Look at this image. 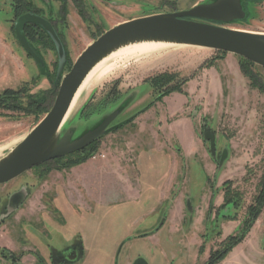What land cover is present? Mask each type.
I'll use <instances>...</instances> for the list:
<instances>
[{"label":"rangeland","instance_id":"obj_1","mask_svg":"<svg viewBox=\"0 0 264 264\" xmlns=\"http://www.w3.org/2000/svg\"><path fill=\"white\" fill-rule=\"evenodd\" d=\"M34 1L44 14L57 11L59 5L55 1ZM203 1L83 0L80 6L84 16L68 1L69 13L59 29L69 61L59 78L57 56L47 41L32 33L31 43L44 61L39 65L15 39L10 10L0 11V32L24 68L18 69L13 61L7 64L0 76V93L8 88L24 89L19 102L25 107L0 108V146L15 145L46 114L63 74L100 33L131 18L185 10ZM246 9L249 15L243 22L225 26L264 33V0H247ZM253 69L264 78L263 68L256 65ZM161 74L174 75L172 83L182 84L178 90L152 102L148 109L155 114L151 116L145 110L150 116L132 120L113 132L117 134L105 135L84 152L92 151L85 161L94 159L93 156L103 160L112 154L131 157L138 173L131 181L139 189L138 200L127 201L125 180L105 178L94 181L95 192L103 187L104 193L107 187L113 203L96 206L86 199L83 207L73 206L61 194H54L51 178H46L50 195L45 194L36 205L31 224H19L20 215L14 214L19 203L7 209L0 206V248L9 246L15 254H28L33 249L48 261L51 247L61 249L63 241L68 244L79 239L82 256L75 264H128L138 256L147 257L149 264H205L213 252L226 247L230 236L244 231L248 207L264 173V93L243 74L237 55L172 45L129 59L79 99L66 123L83 122L77 135L89 125L81 119L85 105L86 112L93 107V120L129 92L140 89L141 100L115 122L122 120L158 94L160 90L149 81ZM184 79L187 80L183 82ZM189 80L194 82L187 85ZM48 89H52L51 94ZM29 96L41 101V107L30 111L26 102ZM144 123L147 129L138 132L131 145L130 138ZM73 155L77 158L83 154ZM72 167L59 171L67 173ZM33 171L0 185L2 199L9 187L30 180L27 175ZM44 182L36 183L34 188L44 189ZM233 191L239 198L234 205L227 194ZM263 212L264 206L243 238L217 264H264ZM16 238L26 243L10 245ZM30 253L25 257L26 264L34 257ZM0 264L12 263L0 260Z\"/></svg>","mask_w":264,"mask_h":264},{"label":"water","instance_id":"obj_2","mask_svg":"<svg viewBox=\"0 0 264 264\" xmlns=\"http://www.w3.org/2000/svg\"><path fill=\"white\" fill-rule=\"evenodd\" d=\"M246 5L247 0H205L189 9L131 18L106 29L85 47L69 71L63 74L54 102L46 114L19 142L2 151L0 185L34 166L85 148L133 120L155 101L156 96L115 122L121 113L141 100L140 89L131 91L119 102L95 115V119L86 120L84 124L89 125L77 135L83 122L78 120L67 124L64 121L71 101L89 71L120 48L147 42L193 46L234 54L264 68V33L225 26L243 22L248 15ZM26 23L42 26L55 40L59 56H63L62 44L51 24L33 13L22 14L14 22L15 36L28 54L40 61L24 34ZM62 60L57 68L58 74L62 70Z\"/></svg>","mask_w":264,"mask_h":264},{"label":"crops","instance_id":"obj_3","mask_svg":"<svg viewBox=\"0 0 264 264\" xmlns=\"http://www.w3.org/2000/svg\"><path fill=\"white\" fill-rule=\"evenodd\" d=\"M0 11L6 13L4 12L1 2H0ZM10 61H13V63L16 64V67L18 69L20 70L24 69L20 57L12 51L11 46L9 45V43H7V40L5 39V37H3V35L0 32V76L4 73V68L7 66V64ZM192 82L194 81L189 80L187 82V85L192 84ZM144 111L139 113L134 119H140L141 117L143 118L145 115H147L146 113H144ZM148 111L150 112L149 114L151 116L155 114L153 113L154 111L153 109L150 110L148 109ZM156 112L158 113L157 110ZM146 129H147V123L140 124L138 126V130L135 133H133L132 137L130 138L131 141L129 142L131 143V145L135 141L134 137H136L138 132L140 133V131L142 132L145 131ZM151 129L152 128H150V131L154 132ZM113 132H111V135L114 136L115 134H117ZM156 137H159V135H156ZM125 159L126 162L123 163V160ZM131 159H132L131 157L122 158L119 157L118 155L112 154L110 157L103 160L101 159L99 160V158H94V159L90 158V160H87L85 162L73 166L70 172L66 173L65 171H63L66 174L60 172L59 170L53 169L50 172H48V174H46L44 178H40L38 174L32 173L28 175V178L30 180L23 182V184L25 183V187L21 190L23 193L19 200V206L18 207L16 206L17 208L14 209L15 210L14 214L20 215L18 221L31 220L30 216H32V213L36 205L41 202V199L45 194L50 195V193H48L50 187L47 186L48 180H46V178L49 177L51 178V185H53L51 190H54V194H56V196L61 194L65 202H67V204L69 205L83 207L84 204L86 203L85 201L86 199H88L89 201L91 199L93 201V204H95L96 206H107L113 203L114 201L109 199V196H112L111 194L112 192L107 187H105L104 193H103V187L99 191L95 192L94 181L96 179L102 180L105 178L108 179L115 178L117 180H125L126 184L128 185V187L124 188L127 190L126 191L127 201H137L139 195V189H135L131 181H133L138 177V173L136 168H133V162H131ZM78 168H81L80 173H77ZM44 180L45 182L42 185L40 184L41 186L43 185L45 186L44 189L42 187L40 188V190L37 187L34 188L36 183L38 182L42 183ZM57 200L58 199H56V202ZM58 206L59 205H56L54 207H58ZM262 216H264V212ZM257 221L259 223L260 219H258ZM261 230H264V225ZM127 239L129 240L131 238L129 237ZM142 258L145 260V262L141 261L139 264H149V260L147 259V257L142 256ZM135 259H133V261ZM128 264H132V262Z\"/></svg>","mask_w":264,"mask_h":264},{"label":"flooded vegetation","instance_id":"obj_4","mask_svg":"<svg viewBox=\"0 0 264 264\" xmlns=\"http://www.w3.org/2000/svg\"><path fill=\"white\" fill-rule=\"evenodd\" d=\"M47 1L48 2L49 1L58 2L59 5H58V8L56 9L57 11H51L49 9L50 11H48V14H44L42 12V10L40 9V7L36 6V3H35L34 0H0V2L2 3V7L4 9V12H6V9H9L10 12L12 13L13 17L11 18V23H12L11 28H12L13 32H14V22H15V20L20 15L25 14V13H33V14L39 15V16L43 17L44 19H46L51 24V26L53 27L55 33L57 34V36H58V38H59V40H60V42L62 44L63 56L62 57L59 56L58 49H57L58 48L57 44H56L55 40L51 37V35L45 29H43L42 26H40L38 24H34V23H26L25 24V26H24V34L26 36V39L28 41V44H29L30 48L37 54V56L40 58V61H37L36 59H34L25 50H24V52L26 53V55H28L29 57L33 58L35 60V63H37L39 65H43L44 64L43 58L38 54V52L36 51V49L34 48V46L31 43V41H32L31 36H32V33L34 32V34L36 36H39L40 38L42 37L44 40H46L47 43L50 46V49L55 52V54L57 56L56 61H55V66L57 67V66H59L62 58H63L62 65H65V63H68V61H69L67 48H66V45H65V41L62 38V34H61L60 29H59L60 28V24L64 23L65 18H66V16L69 13L68 12L69 9H68L67 2L68 1H72V4L74 5V7L77 10V13L80 16H84L83 7L80 6V4L83 3L82 2L83 0H46V2ZM84 11H85V7H84ZM171 12H173V11H171ZM14 35H15V32H14ZM15 39H17L16 36H15ZM51 90L48 89L47 93L51 94L52 93ZM45 93H46V90H45ZM26 102L28 103L29 99H27ZM39 102L41 103V101H39ZM89 108L90 109L86 112L85 111L86 105L83 107V109L81 110V113H80L81 114V119L83 117V119L88 120L94 114L93 111H92L93 107L90 106ZM100 139L101 138L93 141L92 143H90L85 148H83V149H81L79 151L73 152L71 154H68V155H72V154H75L77 152H79V153L80 152H85L86 149H90V147L94 146L98 142V140H100ZM53 160H55V159H53ZM53 160H50V161H53ZM42 165L43 164L40 165L41 168H43ZM38 166H34V167H32L30 169V170H35V171H33V174H35V173L37 174L36 168ZM30 170H28V171H30ZM55 170H57V169H55ZM28 171H26V172H28ZM7 183H9V182H7ZM7 183H5V184H7ZM1 185H3V184H1ZM24 187H25V183L23 184V182H21L18 186L9 187L6 190V192L3 194V196H5V198L2 199V197L0 196V206L4 207V209H7V208H9L11 206L12 207L16 206L19 203V200H20L21 195L23 193L21 190ZM21 223H27L26 225H29V224H31V221H25L24 220V221H20L19 224H21ZM21 231L23 232V230H21ZM23 241L24 242H21V240L19 238H16V239H14L12 241V243H9V244L10 245H13V244L15 245L16 244L17 246L18 245L21 246L20 245L21 243H24V244L26 243L25 240H23ZM62 245H64V246L61 249H57L55 247H51L50 254L48 256V261L41 254H39L37 251H33L32 247H31L32 250H31V253L30 252L29 253L32 254V255L34 254V257L31 258L30 264H75L76 261L80 260V258L82 256V246H81V242H80L79 239H77V240L74 239L72 242H69L68 244H67V242L65 243L63 241ZM23 247L25 248L26 246H22L20 248H23ZM5 252H7L8 254H6ZM29 253L27 254L26 252H24V251L22 252L21 251V252H19V254H15L13 252V250L9 246H6L4 248H0V260H2L4 262H6L8 260L12 264H26L25 263V257L27 255H29ZM141 261L145 262V260L142 257L139 256V257H137V259L132 261V264H139Z\"/></svg>","mask_w":264,"mask_h":264},{"label":"trees","instance_id":"obj_5","mask_svg":"<svg viewBox=\"0 0 264 264\" xmlns=\"http://www.w3.org/2000/svg\"><path fill=\"white\" fill-rule=\"evenodd\" d=\"M249 15V13H248ZM247 15V17H248ZM221 54H224L222 52H220ZM67 65V63H65V65H62V70L61 72L58 74L57 73V68L56 67V78L61 77V74L63 72V69L65 68V66ZM239 65L241 68V71L243 72V74L249 79L251 85L257 87L258 89H260L263 93H264V78L259 76L258 74H256V72L254 71V66H256L255 64H253L252 62L248 61L247 59H244L242 57H239ZM262 68V67H261ZM70 67H68L69 71ZM264 70V68H263ZM175 76L174 75H169V74H161V75H157L154 76L152 78H150V85L157 90H160L158 92V94H156L155 97V101H158L160 99H162L164 96L170 94L171 92L178 90L181 86L182 83H172V81H174ZM187 79H184L183 82H185ZM58 85H56L57 87ZM24 89H5L4 91H2L0 93V108L2 109H7V110H16V109H22L25 107L22 106V104L19 102V100L22 98L21 95L24 94ZM26 91V90H25ZM29 102L28 104V109L30 111L37 109L38 107H41V103L36 100L33 99L32 97H28ZM151 105H153V103L149 104L146 109H148ZM145 109V110H146ZM131 122V121H129ZM128 122V123H129ZM127 124V123H126ZM124 126V125H123ZM122 127V126H121ZM120 127V128H121ZM88 149H86L87 151ZM94 151V150H93ZM83 155L75 158L74 155H65L62 157H59L53 161H47L43 163V168H41V164L36 168V172L39 175L40 178H44V176L46 174H48V172H50L52 169H57V170H62V169H67L70 168L71 166L80 164L82 162H84L87 158L90 157L91 153H84V152H80ZM227 194H229L230 198L233 200V204H237V200L238 198V194L236 192H227ZM264 206V173L261 176L259 185H258V191L256 196L254 197L253 203L251 205H249L248 207V211H247V220L244 221V231L234 235V236H230L227 239L226 242V247L222 250V251H215L213 252V254L210 256L209 261H207L205 264H217V262L227 253V251L237 242H239L244 234L246 233V231L250 228V226L252 225V223L256 220V218L258 217V215L261 212L262 207Z\"/></svg>","mask_w":264,"mask_h":264},{"label":"bare ground","instance_id":"obj_6","mask_svg":"<svg viewBox=\"0 0 264 264\" xmlns=\"http://www.w3.org/2000/svg\"><path fill=\"white\" fill-rule=\"evenodd\" d=\"M172 46L170 44L164 43H139L134 45H129L119 50L111 53L109 56L105 57L103 60L98 62L86 75L79 88L77 89L64 121H67L69 117L74 113L79 99L92 87L97 86L102 81L107 79L115 70L121 68V66L129 59L137 58L140 55L148 54L162 47ZM5 146H0V155L5 149Z\"/></svg>","mask_w":264,"mask_h":264},{"label":"built area","instance_id":"obj_7","mask_svg":"<svg viewBox=\"0 0 264 264\" xmlns=\"http://www.w3.org/2000/svg\"><path fill=\"white\" fill-rule=\"evenodd\" d=\"M101 156H103V155H101ZM94 158H95V156H93Z\"/></svg>","mask_w":264,"mask_h":264}]
</instances>
